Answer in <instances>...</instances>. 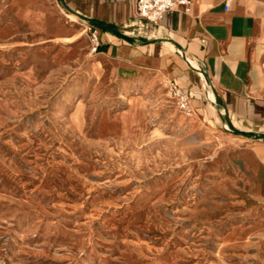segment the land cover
<instances>
[{
    "label": "rangeland",
    "instance_id": "obj_1",
    "mask_svg": "<svg viewBox=\"0 0 264 264\" xmlns=\"http://www.w3.org/2000/svg\"><path fill=\"white\" fill-rule=\"evenodd\" d=\"M67 43L0 34V264H264V211L226 191L223 142L170 80Z\"/></svg>",
    "mask_w": 264,
    "mask_h": 264
},
{
    "label": "crops",
    "instance_id": "obj_2",
    "mask_svg": "<svg viewBox=\"0 0 264 264\" xmlns=\"http://www.w3.org/2000/svg\"><path fill=\"white\" fill-rule=\"evenodd\" d=\"M136 2L0 0V34L68 40L70 60L85 62L83 31L98 30L92 67L120 82H174L223 142L214 163L226 191L264 211V0H192L158 23L140 18Z\"/></svg>",
    "mask_w": 264,
    "mask_h": 264
},
{
    "label": "built area",
    "instance_id": "obj_3",
    "mask_svg": "<svg viewBox=\"0 0 264 264\" xmlns=\"http://www.w3.org/2000/svg\"><path fill=\"white\" fill-rule=\"evenodd\" d=\"M231 0H226V5L229 6ZM192 0H137L136 10L140 18L150 22L158 23L162 20L164 15L176 10L180 7L186 10L191 5ZM89 52L90 55H96L100 48V35L98 30L89 27ZM168 95L170 98L176 100L179 109L188 115H192L194 110L192 108L191 99L188 94L181 90L174 82L170 81L168 86Z\"/></svg>",
    "mask_w": 264,
    "mask_h": 264
},
{
    "label": "bare ground",
    "instance_id": "obj_4",
    "mask_svg": "<svg viewBox=\"0 0 264 264\" xmlns=\"http://www.w3.org/2000/svg\"><path fill=\"white\" fill-rule=\"evenodd\" d=\"M139 106H142V105L139 104Z\"/></svg>",
    "mask_w": 264,
    "mask_h": 264
}]
</instances>
